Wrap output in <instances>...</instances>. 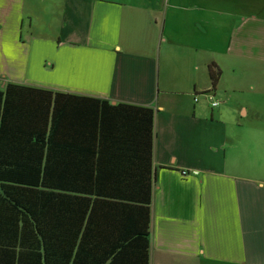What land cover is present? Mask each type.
Wrapping results in <instances>:
<instances>
[{"label": "crops", "instance_id": "0c3cea01", "mask_svg": "<svg viewBox=\"0 0 264 264\" xmlns=\"http://www.w3.org/2000/svg\"><path fill=\"white\" fill-rule=\"evenodd\" d=\"M7 83L155 110L149 264H264V0H0Z\"/></svg>", "mask_w": 264, "mask_h": 264}, {"label": "trees", "instance_id": "16d2710c", "mask_svg": "<svg viewBox=\"0 0 264 264\" xmlns=\"http://www.w3.org/2000/svg\"><path fill=\"white\" fill-rule=\"evenodd\" d=\"M154 114L5 84L0 264H149Z\"/></svg>", "mask_w": 264, "mask_h": 264}, {"label": "built area", "instance_id": "2783aa9c", "mask_svg": "<svg viewBox=\"0 0 264 264\" xmlns=\"http://www.w3.org/2000/svg\"><path fill=\"white\" fill-rule=\"evenodd\" d=\"M204 96L212 108H216L217 106H219V100L215 98V95L212 90L206 91L204 93ZM194 101H198L197 96L194 97Z\"/></svg>", "mask_w": 264, "mask_h": 264}]
</instances>
